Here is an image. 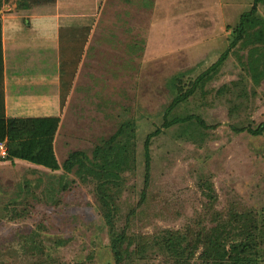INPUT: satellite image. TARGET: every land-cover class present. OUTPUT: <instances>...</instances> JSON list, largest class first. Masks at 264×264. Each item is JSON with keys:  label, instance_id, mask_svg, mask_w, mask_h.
<instances>
[{"label": "rangeland", "instance_id": "374dc122", "mask_svg": "<svg viewBox=\"0 0 264 264\" xmlns=\"http://www.w3.org/2000/svg\"><path fill=\"white\" fill-rule=\"evenodd\" d=\"M253 1L95 0L93 17L88 14L96 24L93 44L63 40L61 93L67 98L56 138L59 162L76 151L92 159L97 147L116 135L122 140L124 123L136 125V165L113 190L118 227L135 252L124 264H174L157 245L170 233L194 251L191 264H201L202 246L193 249L199 236L223 220L237 222V215L254 219V264H264V135L232 130L264 122V2L249 36L172 112L171 118L200 117L211 128L193 121L165 129L153 139L151 181L144 183V142L163 124L176 96L174 78L180 75L177 87L187 90L211 67ZM67 3L75 11L91 8ZM19 4L0 0V12L22 9ZM47 49L49 82L57 56ZM16 70L10 55L9 87L16 85ZM138 246L144 255L136 254ZM0 264H116L95 182H81L75 170L0 162Z\"/></svg>", "mask_w": 264, "mask_h": 264}, {"label": "trees", "instance_id": "16d2710c", "mask_svg": "<svg viewBox=\"0 0 264 264\" xmlns=\"http://www.w3.org/2000/svg\"><path fill=\"white\" fill-rule=\"evenodd\" d=\"M264 0H254L250 11L241 16L238 26L234 30L228 49L220 58L202 74H200L189 88L185 90L178 85L179 76L174 78L176 96L166 109L163 124L154 132L150 133L144 142L145 158V180L146 186L151 181L152 154L151 147L153 139L164 133L175 125L191 123L195 121L201 128L210 129L200 117H173L172 112L181 104L188 101L196 91L204 86L206 82L217 74L219 68L227 61L233 49L242 42L251 30L260 22L258 7ZM55 0H20L19 8L28 9L32 5L52 4ZM1 9V6H0ZM260 39L263 30L259 29ZM4 59L2 50V19L0 17V144L4 143L7 148V156L0 159V162L7 161L27 162L39 168L51 172L65 171L71 173L75 170L76 176L83 183L95 182L99 202L101 204L103 217L110 236V247L116 264H124L127 259L134 261L135 252L130 251L132 243L126 230L118 227L119 208L113 194V190L121 184L124 185L125 173L133 170L136 165V125L133 122H126L122 125V140L116 135L104 146L97 147L90 159L84 152L76 151L71 153L64 163H60L56 154V138L61 126V117L42 118H8L5 109V96L3 85ZM66 95L61 93V109L66 103ZM232 130L241 134L247 132L253 136L264 135V122L253 127H232ZM91 179V180H90ZM209 194L214 197V191L208 184ZM235 223L223 220L215 227L207 228L198 238V246H202L200 255L201 264H254L257 255L258 237L255 234L257 225L254 219L237 215ZM231 222V223H230ZM239 232H233V229ZM163 237L157 240V245L170 257L174 264H191L194 258V251L188 246L183 247L178 237ZM129 243V244H128ZM145 248L138 246L136 254L144 255ZM133 253V257L130 254Z\"/></svg>", "mask_w": 264, "mask_h": 264}, {"label": "crops", "instance_id": "0c3cea01", "mask_svg": "<svg viewBox=\"0 0 264 264\" xmlns=\"http://www.w3.org/2000/svg\"><path fill=\"white\" fill-rule=\"evenodd\" d=\"M94 2L79 0L81 5L91 7L89 13L83 9H68L67 0H55L53 5H32L28 9L0 12L3 85L8 118L61 117V45L64 39L72 42L78 38L84 39L87 46L93 44L96 24L89 21L88 14L93 17ZM48 44L57 56V63L54 64L56 72L49 82L46 79ZM10 55L14 69H17L15 79L17 76L18 80L14 87H9L7 78ZM23 74L28 75L24 82L20 80Z\"/></svg>", "mask_w": 264, "mask_h": 264}, {"label": "built area", "instance_id": "2783aa9c", "mask_svg": "<svg viewBox=\"0 0 264 264\" xmlns=\"http://www.w3.org/2000/svg\"><path fill=\"white\" fill-rule=\"evenodd\" d=\"M7 156V148L4 143L0 144V159H4Z\"/></svg>", "mask_w": 264, "mask_h": 264}]
</instances>
